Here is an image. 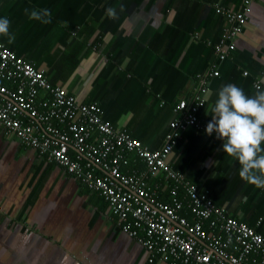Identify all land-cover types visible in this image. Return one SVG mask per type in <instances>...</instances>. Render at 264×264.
Masks as SVG:
<instances>
[{"label":"crops","instance_id":"crops-1","mask_svg":"<svg viewBox=\"0 0 264 264\" xmlns=\"http://www.w3.org/2000/svg\"><path fill=\"white\" fill-rule=\"evenodd\" d=\"M244 2L0 0V18H8L15 37L10 42L0 35V42L79 102L97 104L105 121L127 128L134 139L158 150L178 117V104L192 100L200 76L210 69L220 76L208 77L209 122L223 86L232 83L249 96L255 94L258 77H264V0L253 1L229 59L217 63L209 47L228 27L216 7L239 11ZM109 8L115 9V18L108 17ZM25 9H49L51 16L44 19L50 22L30 19ZM199 36L209 46H201ZM131 38L142 47L135 51ZM132 66L133 72L121 76ZM260 86L264 89V83ZM189 131L182 136L181 149L188 147L184 168L200 171L202 185L207 180L221 185L220 192L228 197L226 212L247 225H261L264 237V188L240 178V165L223 151L222 139ZM134 163L126 172L135 169ZM123 228L82 178L24 147L0 126V264H150L145 247Z\"/></svg>","mask_w":264,"mask_h":264},{"label":"built area","instance_id":"built-area-1","mask_svg":"<svg viewBox=\"0 0 264 264\" xmlns=\"http://www.w3.org/2000/svg\"><path fill=\"white\" fill-rule=\"evenodd\" d=\"M253 1L245 0L239 11L216 7L229 24L215 46L221 62L236 50L234 41L249 21ZM219 76L215 68L200 76L199 94L194 101L178 104V117L169 125L163 148L151 151L125 128L105 121L97 104L79 102L0 42V82L13 86L0 83V126L24 147L82 178L124 223V232L145 247L150 264L160 259L168 264H264V237L230 217L171 164L189 127L206 131V119L199 113L207 103L208 77ZM133 152L146 170L124 173L129 166L126 156ZM161 175L175 183L168 202L160 199L166 190ZM181 187L184 200H179ZM183 210L191 213L193 222L182 216Z\"/></svg>","mask_w":264,"mask_h":264},{"label":"clouds","instance_id":"clouds-1","mask_svg":"<svg viewBox=\"0 0 264 264\" xmlns=\"http://www.w3.org/2000/svg\"><path fill=\"white\" fill-rule=\"evenodd\" d=\"M106 13L109 18H115V9L109 8ZM25 14L29 15L30 19L50 22L44 19L51 16L49 9L31 12L25 9ZM9 28L8 18H0V35L9 36L12 42L15 37L10 35ZM262 83L264 77H258V83L254 85L256 92L252 96L247 95L235 84L223 86L212 106V120L206 126V133L212 135L215 132L217 138L224 141L223 151L238 161L240 178L257 188H264V89L260 88Z\"/></svg>","mask_w":264,"mask_h":264},{"label":"trees","instance_id":"trees-1","mask_svg":"<svg viewBox=\"0 0 264 264\" xmlns=\"http://www.w3.org/2000/svg\"><path fill=\"white\" fill-rule=\"evenodd\" d=\"M216 11V10H215ZM217 13V12H216ZM217 15H219V16H222L223 18H224V20H226V22L228 23V20H227V18L226 17H224L223 15H220V14H217ZM227 26H229V24L227 25ZM224 34H225V32H223V35H222V37H221V40H222V38H223V36H224ZM220 40V41H221ZM198 42H199V44L201 45V46H203V45H205V46H207L208 45V43H211V42H209V41H206L204 38H200V36H199V39L197 40ZM219 41V42H220ZM130 42H132V44H133V47L135 48V51L137 50V48H140V47H142V46H140V43L139 42H137L136 41V39L135 38H131V40H130ZM219 42H217V43H211L210 44V48L214 51V54H215V56H216V58H217V63H223V62H221L219 59H218V57H217V54H216V52H215V46L219 43ZM12 51H14L13 49H11ZM149 51H152V50H149ZM15 52V51H14ZM25 59V58H24ZM26 60V59H25ZM26 61H28V60H26ZM28 62H30V61H28ZM225 62V61H224ZM112 66V62H111V65H110V67ZM213 66V65H212ZM212 66H211V68H212ZM132 68H133V66L132 67H129V69L128 70H126L125 72H123L122 74H121V76H124V77H127V73H130V72H133L132 71ZM211 70V69H210ZM209 82V81H208ZM1 84H3L4 82H0ZM5 85H6V82L4 83ZM8 87L9 88H13V86H11V85H9L8 84ZM199 90H200V82H198V87H197V89L195 90V93H194V96L192 97V100L194 101V99H195V97H196V95H198L199 94ZM95 101H97V99H91L88 103H92V102H95ZM191 101V100H190ZM207 104L208 103H206V105H205V107H203V108H201L200 109V113H199V116L200 117H204V118H206L205 117V113H206V108H207ZM104 115V114H103ZM106 120V119H105ZM209 120L210 119H208V120H206V123L208 124L209 123ZM126 130L128 131V133L130 134L131 132L126 128ZM187 130H191V131H189V132H196V133H199V135H201V134H207L206 133V131H200V130H198V129H196L195 127H189ZM187 130L185 131V132H187ZM169 132V128H168V131H166V133L164 134V137H166V134ZM185 132L183 133V134H185ZM193 133V134H194ZM131 135V134H130ZM208 135V134H207ZM186 136V135H185ZM208 136H210V137H216L217 138V135L216 134H212V135H208ZM165 141V140H164ZM143 143V142H142ZM182 143H183V141L182 140H180V142H179V144L176 146V148H175V150H174V158L172 159V161H171V164L173 165V168L177 171V172H179V173H181V174H184L185 176H186V178L191 182V183H193V184H195V185H198V186H200V185H202V183L200 182V180H199V177L202 175V173L200 172V171H198V170H189L190 168V166H187L186 168H184V166H183V159L186 157V154H187V152H188V150H187V148L185 147V149H184V151L181 149V145H182ZM144 144V143H143ZM164 144H165V142H164ZM164 144H163V146H164ZM145 146H146V144H144ZM163 146L160 148V149H162L163 148ZM148 147V146H147ZM149 148V147H148ZM150 149V148H149ZM160 149H158V150H160ZM151 150V149H150ZM151 151H157V150H151ZM137 155H136V153L135 152H133V153H129L127 156H126V160H128V164L129 163H131V161H135V163H134V165H133V168H135V169H137V170H140V171H144V170H146V164H145V162L141 159V158H139V157H136ZM71 157H73V158H75V153L74 152H71ZM132 165V164H131ZM126 168H127V166L126 167H124L123 168V172L124 173H127L126 172ZM139 168V169H138ZM164 176L163 175H161V180L163 181V183H162V185H163V187H166V190L164 191V192H162L161 193V197H160V199L162 200V201H164V202H168V201H170V196H169V192L171 191V188L175 185V183L173 182V181H165L164 179ZM245 182V181H244ZM215 184V183H214ZM210 185V186H209ZM203 187H204V189H202L201 191H202V193H204V194H208V196L210 197V198H212L213 199V201L215 202V204L218 206V207H221V208H223L224 207V204H225V199H227L228 197H226V196H224V195H226L227 193H223V192H220V190H219V187L221 186V185H218L217 186V184L214 186V185H212L211 183H210V180L208 181H206V183L204 184V185H202ZM214 186V187H213ZM200 188V187H199ZM216 188H217V190L218 191H216ZM179 200H184V197H185V195H186V191H185V189H184V187H181L180 189H179ZM220 193V194H219ZM223 196L225 197V198H223ZM102 200H104L103 198H102ZM189 204V202H188V199L187 200H185V206H187ZM182 216L183 217H186L190 222H193V216L191 215V213L188 211V210H183L182 211ZM228 214H229V211H228ZM230 217H232V218H234V216H231V215H229ZM234 219H236V220H238L237 218H234ZM243 223V222H242ZM247 223V222H246ZM248 224V223H247ZM260 225V224H259ZM249 227H251L253 230H255L256 231V233H258V234H262L261 232V228H260V226H257V225H248Z\"/></svg>","mask_w":264,"mask_h":264}]
</instances>
